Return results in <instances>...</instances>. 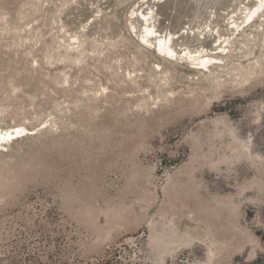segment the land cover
Returning a JSON list of instances; mask_svg holds the SVG:
<instances>
[{
    "label": "rangeland",
    "instance_id": "374dc122",
    "mask_svg": "<svg viewBox=\"0 0 264 264\" xmlns=\"http://www.w3.org/2000/svg\"><path fill=\"white\" fill-rule=\"evenodd\" d=\"M19 127L0 264H264V0H0Z\"/></svg>",
    "mask_w": 264,
    "mask_h": 264
},
{
    "label": "bare ground",
    "instance_id": "6f19581e",
    "mask_svg": "<svg viewBox=\"0 0 264 264\" xmlns=\"http://www.w3.org/2000/svg\"><path fill=\"white\" fill-rule=\"evenodd\" d=\"M262 10H263V1H262L261 5H259L253 12L249 13V15L247 17V18H249V21L252 20L254 17H257L256 15L258 13H260ZM143 22L145 24L144 33H143L144 34L143 40L145 42L150 41L149 39H151L150 37L154 35L155 31L151 27L150 18L148 16L143 15ZM156 41H157V45H156L155 51L161 55H165V58L167 57V59L168 58L172 59V58H170L171 57L170 54L173 53V49H172V47L168 46V38L165 39L163 37H160V38H156ZM203 57L204 56H199V58H197L195 60H196V62L201 64L203 67L209 68L210 64L214 63V59L208 58V57L204 59ZM25 133H26V129L24 127L7 129V130H2L0 128V147H7V144H9V142L12 139H14L15 137L25 136Z\"/></svg>",
    "mask_w": 264,
    "mask_h": 264
}]
</instances>
